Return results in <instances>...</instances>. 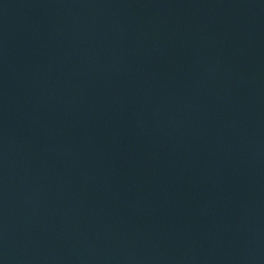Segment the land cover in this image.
Masks as SVG:
<instances>
[{
    "label": "water",
    "instance_id": "1",
    "mask_svg": "<svg viewBox=\"0 0 264 264\" xmlns=\"http://www.w3.org/2000/svg\"><path fill=\"white\" fill-rule=\"evenodd\" d=\"M0 264H264V0H0Z\"/></svg>",
    "mask_w": 264,
    "mask_h": 264
}]
</instances>
